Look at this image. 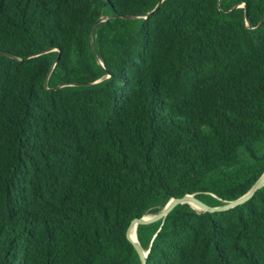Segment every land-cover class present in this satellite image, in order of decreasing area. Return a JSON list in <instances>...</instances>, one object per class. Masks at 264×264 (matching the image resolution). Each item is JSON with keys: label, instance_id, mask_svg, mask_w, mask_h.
I'll return each mask as SVG.
<instances>
[{"label": "trees", "instance_id": "1", "mask_svg": "<svg viewBox=\"0 0 264 264\" xmlns=\"http://www.w3.org/2000/svg\"><path fill=\"white\" fill-rule=\"evenodd\" d=\"M161 1L0 0V264H140L264 171V0ZM160 225L146 264H264V187Z\"/></svg>", "mask_w": 264, "mask_h": 264}, {"label": "water", "instance_id": "2", "mask_svg": "<svg viewBox=\"0 0 264 264\" xmlns=\"http://www.w3.org/2000/svg\"><path fill=\"white\" fill-rule=\"evenodd\" d=\"M108 18L109 17L100 18L99 21L96 23V26L98 24L104 22ZM121 18L127 19V20L137 19V17H129V16H123ZM245 20L247 21V15L246 14H245ZM107 78H108V76H107ZM98 82H101V81H98ZM98 82H96V83H98ZM263 187H264V171L262 172L260 177L256 180L254 185L251 187V189L246 194H244L240 198L233 200V201H226L223 198H221L220 196H218L216 193L211 192V191H201L198 193L186 194L180 198H172L165 204L163 209L161 211H159V213L155 217H153L151 219H145L144 215H143L140 218L134 219L130 223V225L126 231V237L129 240V242L132 244V246L135 250V253L139 259L140 264H146V258H147V255H148L150 249L148 250L147 254H144V252L137 245H135V243L129 238V231L133 226L138 227V226L152 225V224H156L159 222L161 223L160 227L158 228V230L155 232L154 236L151 239V246H152L155 235L160 230V228H161L162 224L164 223V221L166 220L167 216L176 208H178L180 206H184V205L189 206L188 205L189 202L194 203L196 205L204 206L205 203H204V201H202L200 199V196L209 195V196H212L213 198L218 199L219 202L221 203V205L219 207H210V208L205 207L204 211L201 213L215 212V211L224 212V211H227L230 209H234L238 206L244 205L246 202H248L250 199L253 198V196L255 195V193L257 191L261 190ZM151 246H150V248H151Z\"/></svg>", "mask_w": 264, "mask_h": 264}, {"label": "bare ground", "instance_id": "3", "mask_svg": "<svg viewBox=\"0 0 264 264\" xmlns=\"http://www.w3.org/2000/svg\"><path fill=\"white\" fill-rule=\"evenodd\" d=\"M188 205H189L194 211H196V212H198V213L203 212L204 209H205V207H206V208H210V206H208V205H206V204H205L204 206H200V205H196V204H194V203L189 202ZM156 215H157V214H156ZM156 215H147V216H144V218H145V219H151V218L155 217ZM136 228H137V227L133 226V227L130 229V231H129V238L135 243V245H137V246L142 250V248L140 247V245H139V243H138V241H137V238H136ZM142 251L144 252V254H147V252H148V250H147V251L142 250Z\"/></svg>", "mask_w": 264, "mask_h": 264}, {"label": "rangeland", "instance_id": "4", "mask_svg": "<svg viewBox=\"0 0 264 264\" xmlns=\"http://www.w3.org/2000/svg\"><path fill=\"white\" fill-rule=\"evenodd\" d=\"M104 18H107V16H103ZM248 26H249V24L248 23H246ZM210 201H211V204L213 205V207H219L221 204H220V202H219V200L218 199H216V198H212L211 197V199H210ZM163 209V207L161 208V210ZM160 210V211H161ZM149 213H156V212H149ZM139 227V226H138ZM138 227H137V236L138 237H140V238H143V239H145V240H148V238H147V236H142L141 235V233H140V231L138 230Z\"/></svg>", "mask_w": 264, "mask_h": 264}]
</instances>
